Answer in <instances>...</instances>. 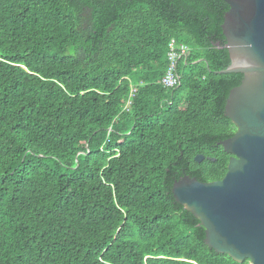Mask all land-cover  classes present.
Listing matches in <instances>:
<instances>
[{
	"label": "trees",
	"instance_id": "16d2710c",
	"mask_svg": "<svg viewBox=\"0 0 264 264\" xmlns=\"http://www.w3.org/2000/svg\"><path fill=\"white\" fill-rule=\"evenodd\" d=\"M228 9L0 0V264H250L211 248L172 191L228 169L225 106L243 79L218 72ZM171 41L190 50L168 88Z\"/></svg>",
	"mask_w": 264,
	"mask_h": 264
},
{
	"label": "water",
	"instance_id": "95a60500",
	"mask_svg": "<svg viewBox=\"0 0 264 264\" xmlns=\"http://www.w3.org/2000/svg\"><path fill=\"white\" fill-rule=\"evenodd\" d=\"M225 1L229 9L222 29L231 64L218 72L243 73L225 106L237 127L220 141L231 154L228 169L223 178L209 182L185 174L172 191L205 227L211 248L238 262L264 264V0Z\"/></svg>",
	"mask_w": 264,
	"mask_h": 264
},
{
	"label": "built area",
	"instance_id": "2783aa9c",
	"mask_svg": "<svg viewBox=\"0 0 264 264\" xmlns=\"http://www.w3.org/2000/svg\"><path fill=\"white\" fill-rule=\"evenodd\" d=\"M190 46L184 42L171 41L168 48V66L162 77V84L165 87L172 88L181 83V76L178 71L180 58L186 56Z\"/></svg>",
	"mask_w": 264,
	"mask_h": 264
}]
</instances>
